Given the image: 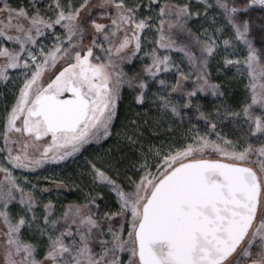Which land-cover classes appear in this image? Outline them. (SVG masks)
Instances as JSON below:
<instances>
[{
  "label": "snow or ice",
  "instance_id": "obj_1",
  "mask_svg": "<svg viewBox=\"0 0 264 264\" xmlns=\"http://www.w3.org/2000/svg\"><path fill=\"white\" fill-rule=\"evenodd\" d=\"M0 89V264H264V0H0Z\"/></svg>",
  "mask_w": 264,
  "mask_h": 264
},
{
  "label": "rangeland",
  "instance_id": "obj_2",
  "mask_svg": "<svg viewBox=\"0 0 264 264\" xmlns=\"http://www.w3.org/2000/svg\"><path fill=\"white\" fill-rule=\"evenodd\" d=\"M139 67V65H137ZM129 69L125 67V71ZM2 91V89H0ZM227 132V129H225ZM75 169L71 166H68L66 169L61 167H45L43 169L37 170L35 173L31 174L29 178L32 180L33 183H36L37 180L40 181L39 187L40 188H49L52 189L51 193H44L42 198L45 202L47 200L52 199L54 202L56 199L62 200L65 204L74 201L76 199V194H70L67 188L61 189L59 192L55 190V183L50 181H55L56 179H65L67 176L73 175ZM17 176H22V174L18 171L16 173ZM3 177L0 176V179ZM45 178H48L47 180ZM68 198V199H67Z\"/></svg>",
  "mask_w": 264,
  "mask_h": 264
},
{
  "label": "trees",
  "instance_id": "obj_3",
  "mask_svg": "<svg viewBox=\"0 0 264 264\" xmlns=\"http://www.w3.org/2000/svg\"><path fill=\"white\" fill-rule=\"evenodd\" d=\"M68 199V198H67Z\"/></svg>",
  "mask_w": 264,
  "mask_h": 264
}]
</instances>
